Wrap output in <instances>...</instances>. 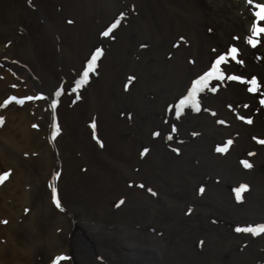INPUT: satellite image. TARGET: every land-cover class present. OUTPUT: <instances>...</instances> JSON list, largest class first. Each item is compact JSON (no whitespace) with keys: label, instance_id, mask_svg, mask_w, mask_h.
Returning a JSON list of instances; mask_svg holds the SVG:
<instances>
[{"label":"bare ground","instance_id":"obj_1","mask_svg":"<svg viewBox=\"0 0 264 264\" xmlns=\"http://www.w3.org/2000/svg\"><path fill=\"white\" fill-rule=\"evenodd\" d=\"M199 14L179 0H0V167L13 169L0 264H264V233L236 231L264 224L246 114L216 73L198 110L175 112L212 67Z\"/></svg>","mask_w":264,"mask_h":264},{"label":"rangeland","instance_id":"obj_2","mask_svg":"<svg viewBox=\"0 0 264 264\" xmlns=\"http://www.w3.org/2000/svg\"><path fill=\"white\" fill-rule=\"evenodd\" d=\"M179 1H185L191 7L197 8L200 13L199 15L203 17L204 29L202 34L206 39V45L210 51V60L213 63L217 56H225L224 61L217 66L220 72L224 74V78L221 79V81L226 86L225 88H228L233 94V100L237 107L246 114H243L246 117V125L253 129L249 130V133L256 138L260 150L264 151V143H261V141H264V104L260 103L261 99H264V33H260L253 37L251 31L254 20L259 27H264V20H257L253 15L255 11L253 4H264V0H252V4L248 3L247 0ZM130 16L132 15L125 14L124 19L128 20ZM249 39H254L255 43L250 44L248 42ZM3 41H5V39L2 40V42ZM233 47L236 48L237 51L235 53H230V49ZM1 69L6 71L5 67H2ZM10 73H12V71ZM216 74L220 77L218 73ZM228 76H240L242 79L239 81L231 80L227 78ZM252 77L256 78L259 87L256 91L249 92L248 88L251 85L248 82ZM7 87L14 90V86L9 83ZM5 96H9V93ZM5 96L2 100H5L6 102L7 99H5ZM16 100L18 101L19 98L16 97ZM17 101L13 100L15 107H21ZM39 101L40 96L33 94L30 99V104H32L30 108L35 110ZM8 105L12 106V103H9ZM39 107H42V105H39ZM34 110L31 112V116L35 115ZM0 118H2V120H0V125L4 126V124L7 123V120L5 117ZM45 126L46 131L41 135V139H46L47 142L51 133L47 121ZM30 128L37 132L41 129L38 123L32 124ZM252 135L251 137H253ZM12 171L13 169L11 167H0V176L3 177L0 179V187L7 182L12 175ZM5 173L7 175H4ZM53 177L54 175L51 174L48 182L52 181ZM48 182L46 183L47 188H49ZM25 190L26 192L29 190L27 186L25 187ZM1 200L2 199L0 198V202ZM12 201L13 200L5 196V203L11 204ZM15 204L17 205L19 203L17 202ZM24 205L27 206H23L24 208L21 212L22 216H25L31 211L30 205ZM17 206L19 209L22 208L21 204ZM17 219L20 223L22 218L19 217ZM9 220H11V217L9 216L8 218L4 216L0 219V228L4 234L5 226L9 223ZM3 235H0V244L5 241V235Z\"/></svg>","mask_w":264,"mask_h":264},{"label":"snow or ice","instance_id":"obj_3","mask_svg":"<svg viewBox=\"0 0 264 264\" xmlns=\"http://www.w3.org/2000/svg\"><path fill=\"white\" fill-rule=\"evenodd\" d=\"M247 2L252 4V0H247ZM253 7L255 9V11L253 13L254 17L257 20H264V4L256 3V4H253ZM114 27H116L115 23L111 26V28H114ZM111 28H109L107 31L103 32L102 35L107 36L109 34V31H111ZM251 31H252L253 37H255V36H257L260 33H264V27H259L257 25V23L255 22V20H254L253 24H252ZM248 42L250 44H253V43H255V40L254 39H249ZM236 51H237V49L234 48V47L230 49V53H235ZM99 53H100V49L97 48L95 53L92 54L91 60L88 61L87 66L84 68L80 79L76 80V82H75L76 83V87H79L81 84H83L84 82L87 81L89 72L92 71L93 64L96 61L97 55ZM224 59H225L224 55L217 56L216 60L212 63L211 69L209 71L205 72L203 75L198 76L195 80H193L191 82V87L187 90V95L182 96L179 99V101L175 104V112H176L177 116L180 115L182 109L184 108V106L186 104H188L192 108L198 110V102H197V99H196V95L204 87V82L210 76H212L213 73H218L220 75L221 79L224 78V74L222 72H220L219 68L217 67L222 61H224ZM227 78L231 79V80H238V81L242 79L240 76H228ZM248 83L251 85L248 88L249 92H254L259 87L257 85L255 77H252L251 80ZM214 90L215 89H213V91ZM9 99L10 100H16V97H10ZM17 102L22 104L23 100H18ZM5 103H7V101ZM260 103L264 104V99H261ZM53 107H55V102H53ZM241 119H243V117H241ZM0 120H2V118H0ZM229 143H231V141H229ZM261 143H264V141H261ZM217 150L218 151H223L224 149L223 148H218ZM144 151L147 152L148 150L145 149ZM177 151H179V150L177 149ZM241 163H243L245 167H251V165L247 161H241ZM4 175H7V174L5 173ZM2 178L3 177L0 176V179H2ZM245 187H246V185H241L240 188L236 190L238 199H239V192L241 190H243ZM199 190H200V192L204 191L203 187H201ZM148 191L152 192V189H148ZM153 194H155V193H153ZM51 198H52V201L55 203L56 207L60 208L61 204H60L59 199L57 198V191H56L55 187L52 188ZM121 203H123V201H121ZM236 231L237 232L250 233L252 235H257L258 233H264V224H256L255 226L249 225V226H247L245 228L237 227ZM60 259H61V257H57L56 258V260H60ZM56 260L53 261V264H56Z\"/></svg>","mask_w":264,"mask_h":264}]
</instances>
